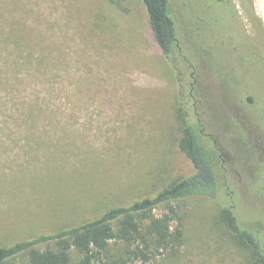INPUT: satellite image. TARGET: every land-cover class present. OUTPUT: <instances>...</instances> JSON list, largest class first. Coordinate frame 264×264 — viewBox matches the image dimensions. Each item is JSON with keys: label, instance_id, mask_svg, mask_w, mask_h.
<instances>
[{"label": "rangeland", "instance_id": "rangeland-1", "mask_svg": "<svg viewBox=\"0 0 264 264\" xmlns=\"http://www.w3.org/2000/svg\"><path fill=\"white\" fill-rule=\"evenodd\" d=\"M171 2L182 54L168 62L141 0H0V246L195 174L181 102L217 152L219 192L181 203L186 242L155 264H257L219 215L233 191L264 252V0Z\"/></svg>", "mask_w": 264, "mask_h": 264}, {"label": "trees", "instance_id": "trees-1", "mask_svg": "<svg viewBox=\"0 0 264 264\" xmlns=\"http://www.w3.org/2000/svg\"><path fill=\"white\" fill-rule=\"evenodd\" d=\"M122 1L110 0L125 9ZM141 1L147 12L149 36L159 54L171 62L175 52L182 54L179 33L171 17L172 2ZM180 104L179 117L184 123L181 147L194 164L195 174L173 183L153 198L112 208L80 225L0 246V264H155L177 255L186 242L181 203L214 200L219 192L215 168L217 152L201 141L198 123L190 122L186 107ZM258 189L264 191V186ZM228 194L230 202L222 206L220 221L237 247L251 252L257 264H264V252L258 241L238 225L233 211L234 192ZM158 210H162L161 213H157Z\"/></svg>", "mask_w": 264, "mask_h": 264}, {"label": "flooded vegetation", "instance_id": "flooded-vegetation-1", "mask_svg": "<svg viewBox=\"0 0 264 264\" xmlns=\"http://www.w3.org/2000/svg\"><path fill=\"white\" fill-rule=\"evenodd\" d=\"M213 1H214V2H220V3H222V1H223V3H224L225 0H211V2H213ZM208 2H210V1H208ZM223 3H222V4H223ZM211 19H212V20H215V15H213V16L211 17Z\"/></svg>", "mask_w": 264, "mask_h": 264}]
</instances>
